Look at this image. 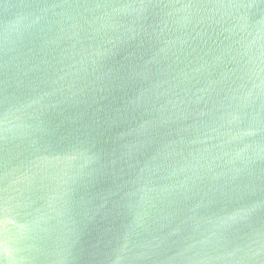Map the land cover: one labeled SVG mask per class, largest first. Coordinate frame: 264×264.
<instances>
[{"label":"water","instance_id":"95a60500","mask_svg":"<svg viewBox=\"0 0 264 264\" xmlns=\"http://www.w3.org/2000/svg\"><path fill=\"white\" fill-rule=\"evenodd\" d=\"M0 264H264V0H0Z\"/></svg>","mask_w":264,"mask_h":264}]
</instances>
